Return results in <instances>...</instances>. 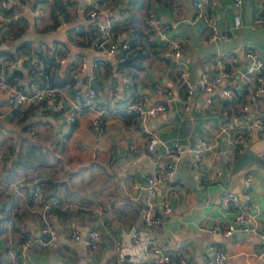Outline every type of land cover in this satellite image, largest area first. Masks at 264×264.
Masks as SVG:
<instances>
[{"label": "crops", "instance_id": "crops-1", "mask_svg": "<svg viewBox=\"0 0 264 264\" xmlns=\"http://www.w3.org/2000/svg\"><path fill=\"white\" fill-rule=\"evenodd\" d=\"M5 1L0 19V71L7 80L28 90L32 74L20 61L25 53L18 46L25 40L30 49L37 40L52 83L75 110L76 120L67 123L49 103L12 105L8 88L0 87V264H128L126 254H131L137 264H154L155 252L146 253L139 244L126 243L133 230L141 239L151 237L179 263L206 264L215 249L223 247L229 253L228 264H262L257 252L264 245L259 234L264 232V163L254 159L238 166L237 159L264 137V130L252 128L237 154L233 135L251 122L240 116L239 103L248 97L252 78L249 85L241 83L237 75L250 59L238 50L243 45L256 48L264 60V27L254 20L258 9L264 12V0H216L217 37L211 40H201L212 28L195 14L193 0H100L108 9L96 18L89 16L92 0ZM35 2L44 8L42 16L30 12ZM61 6L68 18L58 26L56 16ZM13 10L22 13L16 19L9 18ZM149 10L160 18L162 29L151 41H145L143 23ZM235 14H239L238 24ZM94 19H110V37L130 29L133 49L128 65L122 64L123 58L103 56L98 50L101 34L90 27ZM170 36L180 42L181 63L162 44ZM44 40L55 41L60 55L84 56L89 62L101 57L99 64L79 71L75 59L57 62L49 48H41ZM226 50L237 56L236 61L227 58L234 74L209 92L195 87L185 107V87L178 79V69L186 66L191 81L203 73L213 74L217 56ZM45 54L49 55L46 60ZM15 58L19 61L10 66ZM125 76L131 80L126 86ZM86 86L96 89L95 107L86 108L74 98L76 87ZM113 87H124L130 95L144 97L145 106L178 96L166 110L148 119L158 132L153 150L146 147V138L131 113L103 115L100 126L91 122L96 107L108 105ZM224 87H229L231 94L224 95ZM207 97L211 98L208 103ZM75 103L80 107L75 109ZM200 134L206 136L209 148L199 164L192 163L189 151L182 153L173 178L157 188L153 198L161 221L146 223L142 208L146 206L147 179L156 170V152L173 141L196 147ZM247 175L250 198L242 195ZM35 183L41 184L45 197L57 199L46 212L33 196ZM223 188L236 193L237 201L222 203ZM166 203L168 211L164 210ZM238 214L249 217V229L237 223L231 234L220 235L200 227L230 222ZM47 221L53 225L52 236L44 229ZM92 227L100 232L96 248L75 237ZM27 235L37 240L22 249L21 241ZM117 240L121 244L117 245Z\"/></svg>", "mask_w": 264, "mask_h": 264}, {"label": "built area", "instance_id": "built-area-1", "mask_svg": "<svg viewBox=\"0 0 264 264\" xmlns=\"http://www.w3.org/2000/svg\"><path fill=\"white\" fill-rule=\"evenodd\" d=\"M23 2H34L35 0H21ZM237 3L240 0H236ZM7 2L5 0H0V19L3 17V11L6 7ZM215 3L216 0H193V8L195 14L198 17H202L207 24L212 28V30L201 36V40H211L217 37V31L215 28ZM30 12L36 16H42L45 11L44 8L35 2L31 4ZM108 6L105 2L100 0H92L89 8V16L91 18H96L97 16L103 15L107 12ZM21 11H11L9 13V18L16 19L21 15ZM68 14L65 8H59L57 10L56 25L65 24L67 22ZM256 23L264 27V12L262 9H258L254 17ZM234 21L236 24L239 23V14H235ZM90 27L99 31L101 38L98 41V50H100L103 56H109L114 54L119 58H126L133 49L131 42L132 34L129 28H125L116 34V37H110L112 24L110 19H105L99 21L94 19L90 21ZM161 22L160 18L152 11H148L144 18L143 32L144 40L151 41L157 34L161 32ZM118 38V39H117ZM41 42V41H40ZM166 47L168 54L174 57L176 62L182 53L181 45L179 40L170 36L167 37L166 41L162 42ZM41 48L45 46L49 48L52 52V58L60 63H69L71 60L75 59L77 61V69L79 71L95 68L99 64V58L93 61H88L84 56H67L60 55L58 52V44L55 41L44 40L41 42ZM30 53L20 58V61L28 67L29 72L32 74V80L30 82V88L28 90L22 89L18 86L15 81L7 80L2 72L0 71V87H7L9 90V99L12 105H17L19 102H44L49 103L55 107V109L61 114L67 123H72L76 120L75 110H71L68 104L64 100V94L61 93L58 86H55L51 80V74L41 58V54L38 53L37 40L32 41L30 46ZM42 51V50H41ZM238 53L246 58L250 59V62L244 67L238 69L237 75L242 80L241 83H247L250 85L252 78V86L249 89V95L247 98L240 101V116L243 119L251 120L243 130H238L234 132L233 135V149L234 153H240L243 149L244 143L251 136L252 128H258L264 130V60L260 51L256 48L243 45L239 48ZM3 54L0 52V63L2 61ZM227 58H232L233 61L237 60V56L234 52L225 51L219 54L216 58L217 71L213 74L203 73L195 81L189 80V71L186 66H181L178 69V79L181 84L185 87V95L182 100L185 103V107H188L189 96L193 93L195 87H200L201 89L209 92L222 80L230 78L234 71L227 65ZM19 60L12 59L10 61V66L15 65ZM77 72L73 73L76 75ZM252 75V77H250ZM131 80L125 76L123 79V84L126 86ZM248 85V86H249ZM224 95L231 94L229 87H224L222 89ZM74 98L83 106L95 107L94 100L96 96V89L93 86H86L84 89L76 87L75 93H73ZM178 97L177 95L168 96L164 100L154 103L150 106H145V98L141 96H132L128 92L124 91V87L117 88L113 87L110 90L108 105L96 107V114L91 118V122L96 126H100L102 122L103 115H108L115 112H127L135 116L141 131L146 138V147L149 150H153L156 146L158 140V132L149 123V117L155 115L160 111H164L168 108L171 102ZM211 101L210 97H207V103ZM80 103H75L74 107L79 108ZM227 123V122H226ZM225 123V124H226ZM225 124L221 125L224 128ZM197 146L187 147L184 146L179 141H173L171 146L157 151L155 155L156 170L152 173L146 182L147 190V200L146 206L142 208V218L148 224L159 223L162 219V215L159 212L154 211V196L156 195L157 188L166 186L169 184L173 178L177 161L181 157L182 153L189 151L192 155L191 161L193 164H199L202 159L203 153L209 148L210 143L204 134L197 136ZM250 175L246 176V183L242 187V195L245 198H250L249 194V183L248 180ZM33 196L42 202L43 212H46L49 208L57 204V199L55 197H45L42 193V186L40 183H35L33 186ZM237 194L230 191L227 188H223L220 194V200L222 203H233L237 201ZM164 210L168 211L169 206H164ZM249 217L244 214H238L233 220L226 223H214L211 225H201L200 227L206 231L220 234L229 235L235 229L237 223L243 224L247 229ZM44 229L47 230L52 236L54 233V228L52 223L46 222ZM264 240V232L259 233ZM75 237L81 239L84 244L91 248H96L100 239V232L97 228L92 227L84 234L76 233ZM37 239L31 235L25 236L21 241V248L26 249ZM39 241V240H38ZM117 245L121 244L120 240L116 241ZM128 244H139L142 250L146 253L155 252L156 258L154 264H163L164 261H168V264H187L179 263L170 258V255L162 251L157 243L151 238L141 239L140 234L137 230H133L130 236L126 239ZM260 257L262 264H264V245L257 252ZM125 261L128 264H137L131 254H126L124 256ZM229 253L223 247H217L213 254L207 259L206 264H228ZM24 264H29L24 262ZM61 264V263H55Z\"/></svg>", "mask_w": 264, "mask_h": 264}, {"label": "water", "instance_id": "water-1", "mask_svg": "<svg viewBox=\"0 0 264 264\" xmlns=\"http://www.w3.org/2000/svg\"><path fill=\"white\" fill-rule=\"evenodd\" d=\"M94 82V80L92 81ZM256 145H250L246 150L240 153L237 159V165L241 166L251 160L258 159L259 161L264 163V137L255 142ZM261 154H258V153ZM157 196L160 197L159 192H157Z\"/></svg>", "mask_w": 264, "mask_h": 264}, {"label": "trees", "instance_id": "trees-1", "mask_svg": "<svg viewBox=\"0 0 264 264\" xmlns=\"http://www.w3.org/2000/svg\"><path fill=\"white\" fill-rule=\"evenodd\" d=\"M60 8H64V6H61ZM150 11V10H149ZM147 13H148V11H147ZM146 13V14H147ZM29 42L28 41H25V40H23L22 42H20V44H19V46H18V48H20L22 51H23V53H25L23 56H25L26 55V53H28V51H29ZM7 52H5V54H6ZM41 54V53H40ZM131 54V53H130ZM129 54V55H130ZM42 55V54H41ZM127 56L126 58H123V60H122V64L123 65H128L129 64V62L130 61H132V58H130V56ZM49 57V55H47V54H45V60L47 59ZM48 65V64H47ZM136 65H138V67L140 66L138 63L136 64ZM264 73V72H263ZM53 84H54V82H53Z\"/></svg>", "mask_w": 264, "mask_h": 264}]
</instances>
